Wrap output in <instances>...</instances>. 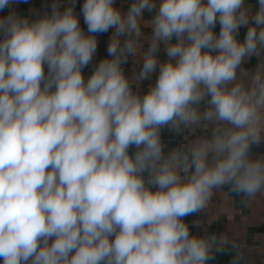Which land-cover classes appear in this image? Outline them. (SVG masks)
Returning <instances> with one entry per match:
<instances>
[{
    "label": "clouds",
    "instance_id": "obj_1",
    "mask_svg": "<svg viewBox=\"0 0 264 264\" xmlns=\"http://www.w3.org/2000/svg\"><path fill=\"white\" fill-rule=\"evenodd\" d=\"M76 2L0 17V262L210 264L230 242L187 218L264 194V0Z\"/></svg>",
    "mask_w": 264,
    "mask_h": 264
},
{
    "label": "crops",
    "instance_id": "obj_2",
    "mask_svg": "<svg viewBox=\"0 0 264 264\" xmlns=\"http://www.w3.org/2000/svg\"><path fill=\"white\" fill-rule=\"evenodd\" d=\"M51 2L52 0H28V3L14 4L10 8L0 11V17L7 15L9 11H15L17 14L27 16H32L36 12L43 14L49 10L48 6ZM248 2L255 5L257 0H248ZM82 3L83 0H77L76 2L75 11L77 14L80 12ZM130 3L131 0H116L115 6L120 8L122 12H126ZM144 15L148 17L151 14L145 12ZM80 22L82 29L87 33V26L84 24L82 16L80 17ZM215 30L219 31V25H217ZM112 31L109 30L107 33L98 34V51L94 56L93 64L108 56L106 48ZM144 31L149 32L150 29H144ZM245 33L246 29L241 28L239 39L243 40ZM158 58L161 61L167 59L163 49L159 52ZM256 62V58L253 57L245 67L251 69ZM124 66L127 75H131L133 69L137 72L139 71V65L131 58L128 64ZM91 70L92 66L90 65L84 72L86 77L90 75ZM154 79L155 76L152 77V81ZM152 81L143 82L144 90ZM162 138L169 147L175 146L181 140V137L172 136L167 130H164ZM254 152L264 153V145L254 148ZM205 212L206 215L201 214L187 218L189 223L192 220H198L200 224L201 230L196 233V229H193V232L199 235H205L206 233L223 235L230 242L225 252L217 254L215 260L210 262V264H230L235 255V252L230 247L232 242L238 245V250L243 254L241 264H264V194H258L254 200L249 201L245 205L241 203L240 196L229 193L226 188L221 189L214 192L213 198Z\"/></svg>",
    "mask_w": 264,
    "mask_h": 264
},
{
    "label": "built area",
    "instance_id": "obj_3",
    "mask_svg": "<svg viewBox=\"0 0 264 264\" xmlns=\"http://www.w3.org/2000/svg\"><path fill=\"white\" fill-rule=\"evenodd\" d=\"M124 69H125V66H124Z\"/></svg>",
    "mask_w": 264,
    "mask_h": 264
}]
</instances>
